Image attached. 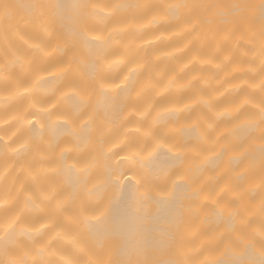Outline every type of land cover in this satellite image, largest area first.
Instances as JSON below:
<instances>
[{
	"label": "bare ground",
	"instance_id": "bare-ground-1",
	"mask_svg": "<svg viewBox=\"0 0 264 264\" xmlns=\"http://www.w3.org/2000/svg\"><path fill=\"white\" fill-rule=\"evenodd\" d=\"M84 2L91 80L59 21L45 35L33 0H0V264H264V147L249 127L264 126V4L187 0L176 17L161 5L182 0ZM137 153L168 174L147 176ZM72 165L88 167L75 196Z\"/></svg>",
	"mask_w": 264,
	"mask_h": 264
},
{
	"label": "snow or ice",
	"instance_id": "snow-or-ice-1",
	"mask_svg": "<svg viewBox=\"0 0 264 264\" xmlns=\"http://www.w3.org/2000/svg\"><path fill=\"white\" fill-rule=\"evenodd\" d=\"M33 2L39 7V13L37 20L39 21V26L44 32L45 35H50V28L53 27L54 23L56 21L60 22V26L62 28V33L65 38V46H73L77 43L82 44L83 47L88 51L89 53V61L84 65L88 69L87 72V78L88 79H95V72H96V64H95V55L96 53L93 51L90 41L86 35V33H82L80 30V19L82 15H86V10L89 8V5L84 2V0H67L66 4H61L60 0H51V2H48V0H33ZM233 3L236 4L237 8H240L239 0H233ZM261 4H264V0H260ZM187 0H182L180 3L175 4H167V5H161L165 9V11L168 13V15L176 16L179 15V9L187 6ZM91 7L95 8L96 5H92ZM114 7H121V5H115ZM221 16H223L226 20L230 19L231 16H239L240 12H232L231 9H223L219 13ZM195 27V26H193ZM92 39H97V37H93ZM260 49L262 53H264V35L260 38ZM72 62H76V58H73ZM64 70H62L63 72ZM59 79V78H58ZM82 86H86V81L82 82H74L71 83V88L73 90V94L79 96V89ZM25 91H28V89H25ZM87 100L83 97H79L78 104L74 105L75 111L78 113L82 106L86 105ZM111 105L108 104L107 108H110ZM261 111V119L264 120V108L260 109ZM68 121H65L64 125H67L68 127ZM257 121H252L249 124V127L252 128L254 131H259L260 137L262 139V147H264V126H261L259 128H256ZM91 131V128H88V132ZM73 135V138L77 140L78 144H87L89 137L87 135H77L74 131L70 133ZM147 135V133H146ZM158 147L161 146L158 140ZM169 151H172V148H169ZM105 156L106 153H103ZM153 153H149L148 157H144L141 154L137 153L134 154L132 157L133 163L139 162L140 167L143 169L144 173L147 176L150 177H158L160 175H167L169 169L161 168V167H155L151 168L147 165L148 160L152 156ZM243 156V152L240 153L239 156L233 157L231 160H239ZM67 159V156L64 153H61L60 160L63 162ZM89 164L92 163L90 160L88 162ZM66 173L68 172V169H65ZM88 175V167L86 166L83 169H77L75 165L71 166V179H69L66 176V183L70 184L72 186L73 192L72 195L75 196V193L80 191L84 187V183L81 180V176H83L84 180H86ZM238 175V176H242ZM262 183H264V176L261 177ZM103 188L99 184L94 185L92 189L86 190V195L88 199H99L102 195ZM203 194L202 187L197 188L190 186L188 196L191 199L200 200L201 195ZM210 195V193H208ZM3 201H0V204H3ZM58 209H63L64 205L63 203H60L57 205ZM194 211V210H193ZM234 215V214H233ZM90 219H99V217H88L84 216L82 219V223L84 224L85 228H90L89 220ZM16 221H12L7 225V228L5 229L4 233L6 234L9 230L13 229L15 227ZM100 245L102 246L103 241H99ZM7 264H26L25 260L23 258L21 259H13L9 258L7 261ZM93 264H108L107 261H95Z\"/></svg>",
	"mask_w": 264,
	"mask_h": 264
},
{
	"label": "clouds",
	"instance_id": "clouds-1",
	"mask_svg": "<svg viewBox=\"0 0 264 264\" xmlns=\"http://www.w3.org/2000/svg\"><path fill=\"white\" fill-rule=\"evenodd\" d=\"M164 111H170L169 109H165ZM161 115V112L160 113H157V118Z\"/></svg>",
	"mask_w": 264,
	"mask_h": 264
}]
</instances>
